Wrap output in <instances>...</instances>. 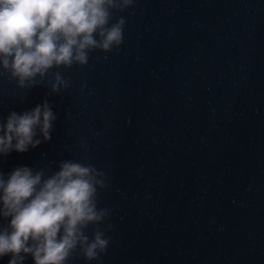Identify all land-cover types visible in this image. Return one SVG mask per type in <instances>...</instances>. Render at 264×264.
<instances>
[{
    "label": "water",
    "instance_id": "obj_1",
    "mask_svg": "<svg viewBox=\"0 0 264 264\" xmlns=\"http://www.w3.org/2000/svg\"><path fill=\"white\" fill-rule=\"evenodd\" d=\"M115 16L118 53L53 69L71 87L0 76V122L45 100L56 116L50 140L0 156V172L102 170L113 227L100 264H264V0H136Z\"/></svg>",
    "mask_w": 264,
    "mask_h": 264
},
{
    "label": "clouds",
    "instance_id": "obj_2",
    "mask_svg": "<svg viewBox=\"0 0 264 264\" xmlns=\"http://www.w3.org/2000/svg\"><path fill=\"white\" fill-rule=\"evenodd\" d=\"M135 2L0 0V76L7 74L22 90L49 77L51 94L71 87L70 78L53 69L83 67L94 50L118 53L126 20L115 13ZM55 119L47 100L10 112L0 122V156L50 140ZM107 187L102 170L72 159L59 161L50 174L27 166L7 177L0 172V220H8L0 224V257L11 254L9 264H23L27 255L34 264H69L76 257L100 264L113 227L106 223L111 210L99 206V192Z\"/></svg>",
    "mask_w": 264,
    "mask_h": 264
}]
</instances>
